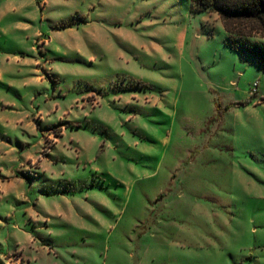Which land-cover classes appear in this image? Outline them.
<instances>
[{"label":"rangeland","instance_id":"rangeland-1","mask_svg":"<svg viewBox=\"0 0 264 264\" xmlns=\"http://www.w3.org/2000/svg\"><path fill=\"white\" fill-rule=\"evenodd\" d=\"M0 264H264V64L216 12L0 0Z\"/></svg>","mask_w":264,"mask_h":264},{"label":"trees","instance_id":"trees-1","mask_svg":"<svg viewBox=\"0 0 264 264\" xmlns=\"http://www.w3.org/2000/svg\"><path fill=\"white\" fill-rule=\"evenodd\" d=\"M189 4L191 11L216 12L228 45L264 64V42L252 39L254 32L264 36V0H189Z\"/></svg>","mask_w":264,"mask_h":264}]
</instances>
